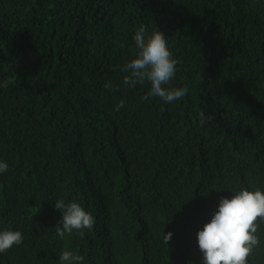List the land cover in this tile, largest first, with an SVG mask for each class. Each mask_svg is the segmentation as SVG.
<instances>
[{
	"label": "trees",
	"instance_id": "obj_1",
	"mask_svg": "<svg viewBox=\"0 0 264 264\" xmlns=\"http://www.w3.org/2000/svg\"><path fill=\"white\" fill-rule=\"evenodd\" d=\"M141 25L167 38L182 99L123 85ZM0 161V231L24 237L0 264L65 249L200 264L196 230L219 197L264 191V0H0ZM58 199L95 218L83 238L56 236ZM257 235L249 264H264V223Z\"/></svg>",
	"mask_w": 264,
	"mask_h": 264
},
{
	"label": "clouds",
	"instance_id": "obj_2",
	"mask_svg": "<svg viewBox=\"0 0 264 264\" xmlns=\"http://www.w3.org/2000/svg\"><path fill=\"white\" fill-rule=\"evenodd\" d=\"M136 51L134 58L123 64L119 70L125 73L123 85L135 89L137 85H149L148 92L141 100L158 97L164 104H170L187 95V87H173L179 61L173 57L167 38L155 29L148 32L141 25L134 33ZM106 90H112L111 82L105 83ZM125 107L120 100L114 107L119 112ZM200 124L203 126L211 117L200 112ZM8 170L6 161H0V174ZM54 208L62 213L55 227V234L61 240L74 233L80 238L85 230L91 231L95 218L84 207L72 200L58 199ZM264 223V191L253 186V190L241 186L233 190L230 196H220L210 210L205 221L196 230V243L200 253V264H249V257L260 245L257 235ZM172 233L165 236L164 242L171 240ZM23 234L12 230L11 226L0 231V254L8 252L14 246L23 243ZM84 256L70 250H63L56 264H84ZM187 264H193L188 260Z\"/></svg>",
	"mask_w": 264,
	"mask_h": 264
}]
</instances>
